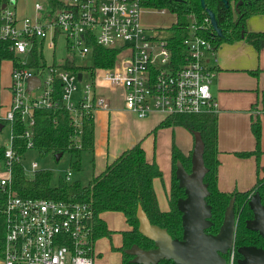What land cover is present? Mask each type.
Here are the masks:
<instances>
[{"label":"built area","instance_id":"obj_1","mask_svg":"<svg viewBox=\"0 0 264 264\" xmlns=\"http://www.w3.org/2000/svg\"><path fill=\"white\" fill-rule=\"evenodd\" d=\"M53 8L49 0L35 1L33 11L20 15L16 0H9L0 13V39L10 40L15 55L10 75V104L0 112V120L11 127L1 164L4 176L0 177V195L4 202L0 215L4 216L6 229L3 256L0 264H94L88 254L92 234L93 212L89 204L63 202L47 198L18 196L10 186L11 167L20 161L12 131L15 121L25 128L19 137L26 141V150L33 149L32 126L34 108L53 106L54 81L61 83V97L73 125L72 143L80 148L81 114L79 107L94 113L106 109V98L100 88L118 90L124 108L138 118L152 113L163 117L175 114H200L217 112L218 102L210 91L214 70L207 57L215 51L211 42L199 36L196 30L205 26L193 20L188 34L182 39L183 51L174 54L171 38L177 22L166 29L168 35L150 32L141 23L144 8L160 10L144 4V0H57ZM169 11V10H168ZM41 42L44 66L31 65L34 40ZM120 51L115 65L98 68L93 78H88L63 67L75 58H92L91 44ZM62 56L56 58V49ZM37 76L39 85L27 90L28 79ZM80 89V90H79ZM39 90L37 93L36 91ZM32 110V112H31ZM258 110L256 113H260ZM39 169L30 163L34 173ZM25 171V169H24ZM71 176L70 170L64 178ZM234 246L228 250L226 264H234Z\"/></svg>","mask_w":264,"mask_h":264},{"label":"trees","instance_id":"obj_2","mask_svg":"<svg viewBox=\"0 0 264 264\" xmlns=\"http://www.w3.org/2000/svg\"><path fill=\"white\" fill-rule=\"evenodd\" d=\"M53 8L59 7L57 0H49ZM241 1L239 4H237ZM9 0H0V13L3 5ZM144 4L154 8H165L176 17L177 28L170 42L174 54H181L183 51L182 39L188 34V25L193 21L205 26L203 22L208 14L200 6L199 0H144ZM237 4V7L235 5ZM206 8L212 11L220 34L207 24L203 29H197L196 33L211 42L216 49L223 42H231L244 36L245 40L252 44L257 50L264 42V32H246L245 20L251 15L264 13V0H227V6L222 0H205ZM1 24V20H0ZM241 29L243 31L241 32ZM10 40L0 39V64L3 60L15 61V55ZM92 64L77 65L65 62L63 67L76 72H82L88 78H93L98 68L112 67L115 65L120 53L115 48H105L96 43L91 44ZM44 59L41 53V42L34 40L33 58L31 65L36 67L44 66ZM54 98L53 106L50 108H34L32 126L33 149L40 157L52 154L69 153L71 156L69 168L73 171L81 170V154L92 153L94 148V116L89 108L79 107L81 114V136L80 148L72 143L73 125L65 104L61 97V83L55 80L53 84ZM9 122L0 120L2 128ZM182 126L190 133L198 132L203 142V161L207 168L203 181L207 184L209 194L206 196V203L211 207V225L205 229L207 233H216L221 224L223 213L230 199L234 200L233 208L236 217V230L234 235L235 262L240 254L237 248L245 245H254L264 248V239L258 232L246 227V221L252 217V211L248 206L249 196L258 191L261 202L264 204V169L263 175L257 177L253 186L244 191L234 190L225 192L217 186L218 169V143H217V112L200 114H175L164 117L157 127ZM25 126L19 121L12 124V131L16 135L14 142L17 152L23 154L26 151V141L19 137ZM251 131L255 137V148L242 155L254 154L257 166L259 163L261 121L256 118L251 124ZM5 146H0V162L3 159ZM190 154H183L174 141L171 144V186L168 197V210H161L158 206L157 197L153 187V179L161 177L162 172L156 162H148L144 149L140 142L124 149L121 154L107 164L97 175L93 176L86 184L79 180L68 182L60 178L55 185H51L52 173L48 169L39 168L34 171L31 179L25 177L23 165L20 161L14 160L11 167L10 186L18 196L30 198H47L63 202H82L90 205L92 217V234L90 240L89 255H93L94 241L100 237H110L112 230H109L99 214L105 211L121 212L130 229L120 231L122 236L121 246L116 248L121 252V264H138L130 261L131 255L125 252L133 244L149 249L153 247V241L143 236L138 230L137 209L140 207L148 217L150 223L165 228L172 238H181V212L177 208V200L184 196L183 188L179 187L175 176L176 161L180 160L185 169L190 168ZM59 157V159H60ZM4 202V196L0 195V207ZM6 223L4 216L0 215V257L3 256V244ZM227 259V254H224ZM157 264H174L171 259H161Z\"/></svg>","mask_w":264,"mask_h":264},{"label":"crops","instance_id":"obj_3","mask_svg":"<svg viewBox=\"0 0 264 264\" xmlns=\"http://www.w3.org/2000/svg\"><path fill=\"white\" fill-rule=\"evenodd\" d=\"M17 2L18 0L16 4ZM32 11L33 5L31 13ZM245 30L264 32V13L246 18ZM207 59L214 70L210 91L218 102L217 186L225 192L244 191L253 186L258 167L259 176L263 175L264 169V42L257 50L241 36L240 39L221 43ZM11 68L10 59L3 60L0 64V112H5L10 104ZM99 92L105 95L108 107L98 109L94 113V148L92 153L81 154L80 171L86 168L90 180L115 160L124 149L140 142L146 160H154L162 172L161 177L153 179V187L159 208L168 210L172 174L171 144L174 141L180 151L188 155L194 144L193 134L182 126L157 127L164 119L159 113L138 118L124 108L123 98L118 90L100 88ZM258 110L261 112L256 113ZM256 118L261 121V153L258 166L254 154H241L255 148L251 124ZM115 214L125 221L123 214L118 211L99 214L107 228L112 230L110 237L104 236L94 241L93 256L99 257L100 264H121L118 257L113 258L116 254H120L122 261L120 251L116 249V252L112 253L114 247L111 242L112 238L118 235L116 248L120 247V231L130 229V226L126 221L124 225L122 222L117 224Z\"/></svg>","mask_w":264,"mask_h":264},{"label":"water","instance_id":"obj_4","mask_svg":"<svg viewBox=\"0 0 264 264\" xmlns=\"http://www.w3.org/2000/svg\"><path fill=\"white\" fill-rule=\"evenodd\" d=\"M227 6V0H222ZM200 6L207 12L212 28L220 34L214 14L206 8L205 0H199ZM239 1L237 4H239ZM237 4L235 7H237ZM5 5H3L4 7ZM243 29H241V32ZM81 73H78V79ZM37 76L28 79L27 90L39 85ZM32 112V110H31ZM2 124H0V129ZM194 144L190 154V168L187 171L180 160L176 161L175 176L184 196L178 198L177 208L181 212L182 236L172 238L165 228L150 223L146 213L138 207L137 230L153 241V247L144 249L137 244L125 249L131 255L130 261L138 264H157L161 259H171L174 264H226L224 254L234 246L236 217L233 208L234 200L230 199L226 206L221 224L216 233H207L205 229L211 225V207L206 203L209 194L203 177L207 168L203 161V142L198 132L193 133ZM61 153L56 154V160ZM248 206L252 217L246 221V227L256 231L264 239V204L258 191L249 196ZM240 257L236 264H264V248L245 245L237 248Z\"/></svg>","mask_w":264,"mask_h":264},{"label":"rangeland","instance_id":"obj_5","mask_svg":"<svg viewBox=\"0 0 264 264\" xmlns=\"http://www.w3.org/2000/svg\"><path fill=\"white\" fill-rule=\"evenodd\" d=\"M35 0H18L17 2V12L22 13V15H28L31 13L32 5ZM41 3H45V0H37ZM22 12H20L19 10ZM141 23L143 26L149 29L150 32H157L160 35H168L170 34L173 30L171 29H166V27L171 26L173 23L176 22V17L173 13L170 11L166 10L165 12H161L160 10H154V9H146L144 8L141 12ZM192 22V21H191ZM61 48L56 49V58L62 56L61 53ZM75 63L77 65H91L92 64V58L90 55H87L85 58H75ZM80 90V89H79ZM37 93L39 90L36 91ZM104 92V91H103ZM104 93H107L105 91ZM102 95L105 97V95L102 93ZM11 134V127L10 124L7 123L1 130H0V146H6L9 137ZM151 151V150H149ZM71 156L69 153H64L60 159L56 160V158L52 154H48L47 156L40 157L37 154V151L35 149H27L25 153L22 155L20 162L23 165V168L25 169V177L27 179H31L33 176V172L30 170V163L31 162H36L38 164L39 168H44L48 169L51 171L52 176H51V185H55L60 178H64V175L68 170L71 172V176L67 179L68 182H72L75 180H79L82 184H86L90 178L88 175V170L85 168L82 171H73L69 168V162H70ZM2 173L1 176H4V166L3 164H0V174ZM120 215L115 214L114 218L115 221H117V224H122L124 225V220L119 217ZM122 227V226H121ZM109 241V239H106ZM119 238L118 235L117 237L112 238L111 245H113V251L112 253L116 252V245H118ZM110 243V241H109ZM96 256H93L95 258ZM118 257L119 258V263L121 262V257L120 254L114 255L113 258ZM95 264H100L99 262V257L95 258Z\"/></svg>","mask_w":264,"mask_h":264}]
</instances>
